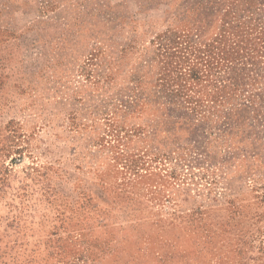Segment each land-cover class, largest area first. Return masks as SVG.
<instances>
[{
  "label": "rangeland",
  "instance_id": "374dc122",
  "mask_svg": "<svg viewBox=\"0 0 264 264\" xmlns=\"http://www.w3.org/2000/svg\"><path fill=\"white\" fill-rule=\"evenodd\" d=\"M0 4V264H264V0Z\"/></svg>",
  "mask_w": 264,
  "mask_h": 264
},
{
  "label": "crops",
  "instance_id": "0c3cea01",
  "mask_svg": "<svg viewBox=\"0 0 264 264\" xmlns=\"http://www.w3.org/2000/svg\"><path fill=\"white\" fill-rule=\"evenodd\" d=\"M0 9L2 7H4L5 5H2L0 4ZM5 18H2L0 17V27H2V20H4ZM15 26H16V23L15 22H10L6 24V28L7 29H4V33H2V36L0 38V67H2V64H4V60L2 61V56H1V52L2 50H8V48L10 47H16V48H19L20 51L23 47V44H24V41L26 40V38L24 37L25 35V32L24 33H18L15 31ZM18 50V49H17ZM10 57L12 58H15L16 59V63L18 64V57H15L14 54V49H12V52L10 53Z\"/></svg>",
  "mask_w": 264,
  "mask_h": 264
}]
</instances>
